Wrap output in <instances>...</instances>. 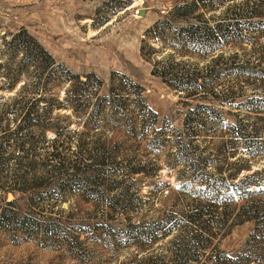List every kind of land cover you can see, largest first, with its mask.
<instances>
[{
    "label": "rangeland",
    "instance_id": "obj_1",
    "mask_svg": "<svg viewBox=\"0 0 264 264\" xmlns=\"http://www.w3.org/2000/svg\"><path fill=\"white\" fill-rule=\"evenodd\" d=\"M178 1L0 0V70L3 71L0 73V143L5 145L6 137H20L19 142L9 141L3 151L7 159L0 165L3 176L0 211L15 215L10 225L0 218V264H83L71 254L67 239L79 242L83 249L94 250L97 257L104 248L100 242L104 226L179 213L184 198L179 183L190 171L184 163L185 153L193 160L199 159V155L208 156L210 161L205 168L195 162L196 172L204 169L205 173L225 171L239 155L249 156L237 149L220 151L218 145L228 139H239L232 131L239 117L255 119L256 116L227 102L228 91L238 90V83L245 85V91H251L252 79L231 76L226 62L229 53L247 52L250 44L230 41L210 55H200L186 46L174 48L153 38L149 27ZM220 9L206 12L205 16L219 13ZM20 28H26L64 67L68 79H59L55 73L46 79L42 73L43 77L36 83L39 68L35 69L29 60L21 63V53L12 54L4 46V39ZM259 41H264V36ZM219 52L226 58L217 57ZM167 55L171 56L167 62L177 61L172 63L176 73L181 70L188 73L194 63L201 70L197 81L204 80L205 84L193 88L192 92H197L194 97L168 85L153 72L154 62ZM213 58L218 59L213 63ZM18 64L23 67L19 69ZM37 66L40 67V62ZM18 69V80L8 88L5 72L16 73ZM87 74L100 78L99 87L94 89L88 85L90 82H82ZM122 80L124 85L129 81L141 87V95L156 113L155 120L134 106V95H129L128 103L117 107L104 101L96 118L88 114L90 105L75 109L73 99L68 97L80 87L93 101L99 95L109 94L110 87ZM17 95L22 100L13 108L10 100ZM244 97L238 96L236 101ZM24 103L31 105L33 118L30 125L20 129L23 120L19 108ZM197 105L198 109H194ZM187 116L189 121L185 123ZM255 120V128L248 127L253 129L249 139L264 140V113ZM190 133L197 134L190 136ZM163 135L167 137L163 143L151 139ZM52 137L58 138L56 146L66 156L62 169L56 168L57 158L46 159ZM189 139L193 145L188 143ZM177 140L186 144L185 152L177 148ZM82 147L98 157L105 156L107 163L99 167V172L95 171L94 162H86L79 169L73 165L76 152ZM153 158L158 161L153 174L125 168ZM250 158L251 169H242L239 175L256 170L259 183L253 187L260 188L264 195V152ZM31 161L35 167L26 173ZM115 166H121V170L113 173L111 169ZM117 178L121 183H116ZM199 183L197 178L193 179L191 188ZM17 184L24 190H10ZM59 186L64 191H54L52 196L42 198ZM111 186L115 189H110ZM121 189L128 190L120 193ZM134 192L141 198L148 197L147 201L133 198ZM37 203L42 206L43 214L38 212ZM126 203L144 207L138 212L134 208L123 211L112 208L113 204ZM21 218L33 224L31 232L13 227L22 223ZM252 226L251 220L235 224L220 238L219 247L240 248ZM131 248L123 247L121 251ZM250 264H264V261Z\"/></svg>",
    "mask_w": 264,
    "mask_h": 264
},
{
    "label": "trees",
    "instance_id": "obj_2",
    "mask_svg": "<svg viewBox=\"0 0 264 264\" xmlns=\"http://www.w3.org/2000/svg\"><path fill=\"white\" fill-rule=\"evenodd\" d=\"M221 8V9H220ZM220 9L219 13L206 12ZM153 38L163 40L174 48L186 46L189 51L200 55H210L221 48L224 43L230 41H247L250 49L247 52L239 53L238 50L232 51L226 57L228 58V73L231 76L251 78L253 83L251 91H245V85L238 83V90L230 89L228 91V104L255 113V119L264 113V41L259 38L264 36V0H179L164 14L161 15L148 29ZM4 46L10 50V53H21V63L32 61L36 73V83L44 73V78H48L51 73H55L57 78L66 80L69 78L64 67L57 63L55 58L44 48V46L27 31L26 28H20L10 33V37L4 39ZM169 55L154 62L153 72L161 76L168 85L182 89L186 95L194 97L196 93L192 92L197 85L205 84V81H197L198 72L201 70L194 62V67L185 73L174 72L173 64L177 61H171ZM217 57H223L219 52ZM223 57V58H226ZM213 58L211 61H216ZM40 62V67L37 63ZM22 64H18L21 69ZM19 69L15 72H5L8 78V88L15 85L19 76ZM193 70H195L193 72ZM212 66L209 68L211 72ZM208 71V72H209ZM3 71L0 70V73ZM208 74H211V73ZM77 77V74H73ZM90 82L88 85L94 89L99 87L100 78L93 74L86 75L82 80ZM123 80L118 85H112L109 94L99 95L91 101V96L87 97L82 88L76 87L74 93L68 97L73 99L72 106L86 109L91 106L88 113L94 118L98 115V110L102 105L108 103L113 107L128 103L129 95H134V106L139 111H146L151 115V119H156V113L147 105L146 99L141 95V87L135 82H129L124 85ZM237 84V83H236ZM92 87V88H93ZM244 88V89H243ZM194 94V95H193ZM244 95L243 99L236 101L238 96ZM34 98L33 100L36 101ZM67 99V98H65ZM22 98L11 97L10 104L16 108ZM69 104L67 100H64ZM30 103L31 98H30ZM199 105L194 109H198ZM20 117L23 124L19 128L25 127V124H31V105L25 106V103L19 108ZM193 111V110H192ZM255 119L239 117L238 125L232 126V131L236 132L239 139H228L222 141L218 147L219 150L231 148L233 152L237 149L249 153L248 157L239 155L231 165L222 172H208L204 169L197 171L195 162L202 165L203 168L209 164L208 156L199 155V159L193 160L187 153L183 155L184 163L190 169L186 179L179 183V189L184 195L178 214L159 215L154 218L138 220H129L127 224L117 225L110 223L102 229L104 233L101 245L103 250H99L96 255L94 250L81 248L79 242L73 243L72 240L67 244L71 254L83 264H250L252 262L261 263L264 261V195L260 188H255L259 181L255 178L256 170L239 175L242 169H251V157L258 152H264V140L249 139L253 134L252 126L255 128ZM189 116L185 119L188 123ZM30 123V124H29ZM157 128H154V131ZM19 132V131H18ZM16 132V133H18ZM13 133V134H16ZM256 133V131H255ZM197 133H190L195 136ZM164 137H151L152 141L164 142ZM5 145L0 143V165L7 159L3 151L7 148L9 141L19 142L20 137H6ZM57 137H52L51 150L46 156L47 160H58L56 168L62 169L65 166V154L56 146ZM188 143L193 145L191 140ZM177 148L184 151L186 144L176 141ZM224 146V147H222ZM74 166L81 168L86 162L97 163L95 171L107 163L103 154L93 155L84 147L76 152ZM34 161L28 163L26 173L33 171ZM87 164V163H86ZM58 165V166H57ZM121 166L112 167L111 172H117ZM158 167L156 158L145 160L143 162H134L126 165V169L132 172H145L153 174ZM199 172V173H198ZM39 177V176H37ZM94 177V176H92ZM198 179L199 186L192 189L191 182ZM3 176H0V182ZM116 183H121L117 178ZM163 185V184H161ZM3 185L0 183V188ZM24 187L17 184L10 190H24ZM115 189V187H110ZM128 189H121L120 193ZM51 194H46L42 198L52 196L53 192L64 191L60 186L51 190ZM118 195V193L116 194ZM140 202H146L148 197L141 198L135 192L132 194ZM39 213L42 206L37 203ZM136 203H126L124 205L113 204V210L123 211L127 208H134L138 212L144 205ZM0 218L6 220L5 224L15 220V215H9L6 211H0ZM251 220L253 226L243 245L235 250H226L220 248L218 242L229 230L237 223ZM22 223H15L23 231L31 232L32 223L25 218L19 219ZM4 222V221H3ZM169 236L165 241L163 239ZM80 247V248H79ZM123 247L131 248L121 251Z\"/></svg>",
    "mask_w": 264,
    "mask_h": 264
}]
</instances>
